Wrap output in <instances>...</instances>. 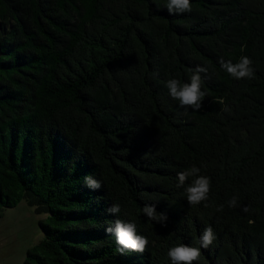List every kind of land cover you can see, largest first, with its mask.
<instances>
[{
	"label": "trees",
	"instance_id": "16d2710c",
	"mask_svg": "<svg viewBox=\"0 0 264 264\" xmlns=\"http://www.w3.org/2000/svg\"><path fill=\"white\" fill-rule=\"evenodd\" d=\"M23 264H264V0H0V217Z\"/></svg>",
	"mask_w": 264,
	"mask_h": 264
},
{
	"label": "rangeland",
	"instance_id": "374dc122",
	"mask_svg": "<svg viewBox=\"0 0 264 264\" xmlns=\"http://www.w3.org/2000/svg\"><path fill=\"white\" fill-rule=\"evenodd\" d=\"M46 215L36 213L26 200L8 207L0 217V264H23L27 250L42 238L39 220Z\"/></svg>",
	"mask_w": 264,
	"mask_h": 264
}]
</instances>
